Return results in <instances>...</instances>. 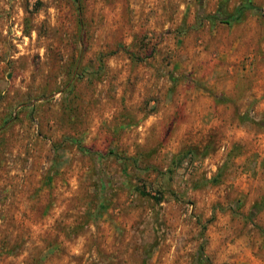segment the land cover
<instances>
[{
	"label": "rangeland",
	"instance_id": "obj_1",
	"mask_svg": "<svg viewBox=\"0 0 264 264\" xmlns=\"http://www.w3.org/2000/svg\"><path fill=\"white\" fill-rule=\"evenodd\" d=\"M0 264H264V0H0Z\"/></svg>",
	"mask_w": 264,
	"mask_h": 264
}]
</instances>
